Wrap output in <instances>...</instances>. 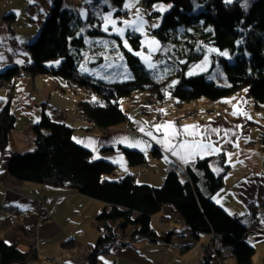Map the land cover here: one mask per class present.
<instances>
[{"label":"trees","instance_id":"obj_1","mask_svg":"<svg viewBox=\"0 0 264 264\" xmlns=\"http://www.w3.org/2000/svg\"><path fill=\"white\" fill-rule=\"evenodd\" d=\"M126 1L112 0L117 6V15H127ZM140 2L150 9L158 2L171 5L161 15L163 20L159 27L153 31L162 42L161 50L166 53L161 59L152 56L147 61L142 58L141 35L136 32L129 31L127 35L132 42L134 51H131L125 48L119 36L103 31V16L108 9L104 0L87 4L84 15L71 3L55 0L39 36L29 44L32 63L28 71L32 76L44 73L62 76L75 93L82 91L84 94H81L78 107L95 122L93 128L99 130H108L127 121L129 115L120 105V99L134 98L133 93L141 91L155 96L159 102L172 98L183 105L202 97L216 104L250 89L256 108L264 109V0ZM152 14L158 13L153 11ZM100 35L114 41L110 50L120 46L121 61L132 73L130 80L108 82L83 71V60L88 54L87 38ZM98 47L101 45L95 46ZM94 57H86L87 62L109 61L103 53ZM204 59L224 69L228 85L209 80L206 71L190 74L191 67ZM20 71L17 65L9 66L0 74V79L11 80ZM12 94L0 109V148L3 152L9 149L17 121L11 110ZM88 94L94 95L90 99ZM41 119L33 129L35 149L27 153L13 152L8 171L24 182L73 188L107 203L96 218L101 236L89 255L88 264H104L101 256L119 240L118 229H126L129 225L135 227L132 237L141 235L171 242L174 231L159 232L153 224L154 216L167 204L185 220L194 237L215 232L221 235L224 248L232 250L236 264L253 263L256 248L242 238L248 227L213 200L212 196L224 187L225 175L212 170L209 158L198 159L194 166L187 167L185 179L178 170L167 171L161 186L140 184L130 174L109 180L106 176L117 173L116 163L103 158L93 159L92 149L73 139V128L54 121L47 111ZM262 131L259 142L264 151V129ZM124 152L131 166L147 164V158L137 149L124 148ZM154 155H160L157 146ZM18 213L0 221V233L15 224ZM118 220H121L120 225L115 224ZM73 244L70 240L63 246L73 248ZM42 260L35 244L30 250L23 251L16 244H8L0 238V264H29ZM54 264H62V261Z\"/></svg>","mask_w":264,"mask_h":264},{"label":"crops","instance_id":"obj_2","mask_svg":"<svg viewBox=\"0 0 264 264\" xmlns=\"http://www.w3.org/2000/svg\"><path fill=\"white\" fill-rule=\"evenodd\" d=\"M64 1L77 7L83 15L87 12V4L94 2ZM139 2L129 0L128 4L131 7ZM8 3L5 7L0 0V74L12 65L20 67L21 71L8 80L7 87H0V109L13 92L11 110L17 120L8 151L3 152L0 148V221L19 213L15 224L2 231L0 238L8 244H16L23 251L30 250L35 244L44 260L31 261L29 264H53L48 258L61 259L62 264H88L89 255L101 236L96 218L107 207V203L81 194L73 188L24 182L9 174L8 162L12 153L26 149L22 143L17 142H24L34 134L33 129L42 120L44 111L54 121L73 128V139L92 149L94 159L103 158L117 164V173L108 177L109 180L130 174L140 184L161 186L167 171L178 170L181 176L186 177L187 167L194 166L198 159L209 158L212 170L216 167V174L225 175L224 187L212 196L213 200L229 214L240 218L248 228L253 224L257 209L264 203V151L259 142L264 127L257 120V108L254 109L250 89L239 91L216 104L205 98L183 105L175 100L174 104L167 100V104L148 105L145 98L150 95L144 94L137 97L136 101L125 104L129 119L120 125L108 130L83 128L74 118L79 109V96L71 94L72 90L62 76L44 73L31 75L32 78L22 77L32 63L29 44L39 36L55 0H9ZM170 8V4L162 2L152 7L151 11L157 9L159 14V20L153 27L159 25L162 13ZM13 41L15 46L11 44ZM161 47L162 44L159 52ZM86 57L83 64L92 65ZM204 60L206 71L210 64L209 60ZM103 64L107 68L105 73H114L112 63L104 60L101 62ZM209 108H219L224 113L210 115L207 112ZM187 109H197L198 113L190 115L186 113ZM168 123L174 126L173 129L157 130L156 126ZM190 125L199 126L200 136L196 139L211 144V150L201 151L196 156H189L186 152L177 156L168 151L164 143H158L165 139L166 132H182L184 126ZM213 129L219 131L213 132ZM149 132L151 135L147 134ZM34 137L29 144L31 150L35 149ZM192 139L191 136L178 135L172 142L179 144L183 140ZM155 146L159 148L160 155H154ZM124 148L137 149L143 153L147 164L144 167L131 166ZM41 211L47 212L51 218L47 221L41 219L38 216ZM153 221L159 232L174 231L171 242L152 240L141 235L126 241L119 238L101 256L103 263L201 264V248L207 241V234L201 233L194 237L185 220L170 204L164 205ZM70 240L74 241L73 248L63 246L64 242ZM247 242L256 248L252 264H264V232ZM222 250L218 258L225 264H236L232 250L224 246Z\"/></svg>","mask_w":264,"mask_h":264},{"label":"rangeland","instance_id":"obj_3","mask_svg":"<svg viewBox=\"0 0 264 264\" xmlns=\"http://www.w3.org/2000/svg\"><path fill=\"white\" fill-rule=\"evenodd\" d=\"M128 1L129 0H127L126 4H125V9H127L128 14L126 16H122V15L116 14L117 6L114 5L112 0H104L103 4H104V6L107 5L108 9L106 10V12L104 13V16H103V21H104L103 26H102L103 31H105V26L107 25V31H105V33L110 34V35L119 36L121 38V40L123 41L124 46H125V41L127 42L128 46L125 48L128 50L131 49V51H134V50L132 47V42L129 41V39L127 38L128 32L133 31V32H136L137 34H140L141 40H142V47H141L140 51L142 52L141 56L144 60L149 61L152 56L154 58H157L161 54H165L164 53L165 51H163V50H161V52H159L160 51L159 48L161 46V41L153 33V30H154L153 28H155V27H153V25L157 22V20H159V18L157 16V14H152V12L153 11L158 12V10L156 9V10L151 11L150 8H146V6L140 2L137 5H135V6L131 5V7H130V5L128 4ZM1 2L5 7L8 6V4H9L8 3L9 0L8 1L1 0ZM165 12H163L162 15L165 14ZM105 17H109L110 19L105 20ZM162 20H163V18H162ZM112 21H115V27H113ZM125 21H127L128 23H124ZM160 24H161V22L159 23V25ZM159 25L156 28H158ZM118 29L124 30L122 35L119 34V32L117 31ZM152 41H155L156 43L153 44ZM113 42L114 41H112L109 36L106 37V36L100 35V36H96L94 38L88 37L87 38L88 47L86 50L88 53L87 58H89V55L91 54L92 59L95 58L94 56H96L97 53L98 54L103 53L105 55V57L109 60V63L113 64L114 74L105 73L104 70L105 69L107 70L106 65L105 64L101 65V63L84 66L83 71L86 73L87 72L93 73L97 77L99 76L100 78H103L108 82L109 81H119V80H130L132 73H131L130 68H127L126 65L124 64V62L121 61L122 60L121 55L123 52H122V49L120 48V46L116 45L115 48H113V49L111 48V50L109 49L110 47H113V44H114ZM11 44H12V46H15V41H13ZM97 44L101 45V48L98 47L96 49L95 46ZM28 50H29V48H28ZM90 60H91V58H90ZM204 61L201 63L194 64L192 66L193 71L191 70V74L194 75L197 72L204 71V69L207 68L206 63ZM210 61H209V64H210L209 68L206 70L207 78L209 80L217 81L218 84H220L222 86L228 85L229 80L226 78V74L224 72V69H222V67L219 64H215V65L211 64ZM202 73H204V72H202ZM23 75L24 76H22V77L32 78L31 73L28 70ZM64 81H65V84L68 86V81L65 79H64ZM2 86L7 87L8 85H2ZM71 90L72 89H70V91ZM71 92H72L71 94L73 96H79L80 100H81V94H84L82 91H80V93H75L72 90ZM133 94L135 96L134 98L125 97V98L120 99V105H122L123 108L126 106L125 105L126 103H129L131 101H136L135 99H137V97H140L144 94L150 95L149 93L142 92V91L141 92H135ZM93 95L94 94H88V98L91 99ZM200 100H205V98L204 97L199 98L198 101H200ZM158 101L159 100L155 96H151V95L148 98H145V102L148 105L157 104V103H159ZM166 102H167V100H166ZM166 102L162 103V104H167ZM173 102H174V99H172V98L168 99V103L172 104ZM253 103H254V109H255L256 103H255V101ZM178 109L181 110V107H179V105H178ZM255 111L258 113L257 120H258L259 124H261L264 127V109L263 108L255 109ZM195 112L197 114L198 110L197 109H194V110L187 109L186 110V113H188L190 115H193ZM207 112H209L210 115L224 113V111L222 109H219V108H216V109L209 108V109H207ZM211 112H214V113L212 114ZM74 118L78 123H80V125L83 128H87L89 130L93 129V127H91L89 125L88 117L85 115V113L80 108L78 109L77 115ZM33 137H34V134L32 136H30L29 138H27L26 140H24V142H21V141L17 142V140H15V142H17L19 144L22 143V147L26 148V149H23L25 151H21V152L27 153V151H32L29 148V144H31V142H33L32 141ZM214 171H217L216 167H215ZM106 177L108 178L110 176H106ZM181 177H182V179L186 178L184 176H181ZM119 178L120 177H117V179H119ZM38 216L41 219H43L41 214H39ZM49 219H43V220L47 221ZM116 222L117 223H115V224H117V225L121 224V220H118ZM134 229H135V227L132 225H129L128 227H126V229L119 228L118 232L121 234L120 239L123 241L130 239V237H132V233H133ZM1 233H0V235H1ZM47 260L53 264L59 263L60 261H62L61 259L56 260V259H49V258ZM220 260L223 262V264H225V262L222 259H220Z\"/></svg>","mask_w":264,"mask_h":264},{"label":"built area","instance_id":"obj_4","mask_svg":"<svg viewBox=\"0 0 264 264\" xmlns=\"http://www.w3.org/2000/svg\"><path fill=\"white\" fill-rule=\"evenodd\" d=\"M8 1V0H5ZM144 1V0H142ZM165 54H161L159 57L156 59H160L163 57ZM24 76V75H23ZM8 81L5 78L0 79V87L2 85H8ZM159 102V101H158ZM166 101L163 100L162 102L159 103H165ZM212 114L214 112H211ZM196 112L193 114L195 115ZM89 125L91 127L95 126V122L89 119ZM40 214L42 215L43 219H49L51 216L45 212L41 211ZM255 219L253 224L246 229V231L243 233V240H248L251 238H254V236H257L261 233L264 232V203L263 206L257 209ZM201 234H199L200 236ZM223 249V239L221 235L211 232L210 234L207 235V241L202 245L201 251V258L200 262L201 264H223V262L218 258V256L222 253Z\"/></svg>","mask_w":264,"mask_h":264},{"label":"snow or ice","instance_id":"obj_5","mask_svg":"<svg viewBox=\"0 0 264 264\" xmlns=\"http://www.w3.org/2000/svg\"><path fill=\"white\" fill-rule=\"evenodd\" d=\"M160 10H163V9L161 8ZM109 19H110L109 17H105V20H109ZM124 23H128V22L125 21ZM112 25L113 27H115V21H112ZM105 31H107V25L105 26ZM117 31L119 32V34L122 35L124 30L118 29ZM152 43L155 44L156 42L152 41ZM127 46H128L127 42L125 41V47ZM136 54L140 55V53H136ZM156 127H157V130H160L162 128L173 129L174 126L171 123H168L167 125H158ZM212 131L218 132L219 130L213 129ZM147 134L151 135L150 132ZM178 135L191 136L193 137V139L191 141L183 140L179 144H174L172 141H174ZM198 136H200L199 126L197 125L184 126L182 132L176 131V130H173L171 132H166L165 139L163 141H158V143H164L167 146V150L172 151L173 155L180 156L181 152H186L189 156H196V155H199L201 151L212 149V145L205 144L203 142V139L197 140L196 137ZM181 159H184V157L181 156Z\"/></svg>","mask_w":264,"mask_h":264}]
</instances>
